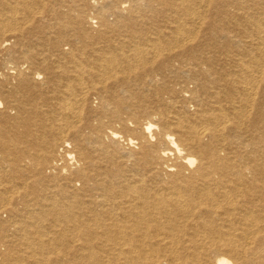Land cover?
<instances>
[{"label":"bare ground","instance_id":"obj_1","mask_svg":"<svg viewBox=\"0 0 264 264\" xmlns=\"http://www.w3.org/2000/svg\"><path fill=\"white\" fill-rule=\"evenodd\" d=\"M0 149V264H264V0H0Z\"/></svg>","mask_w":264,"mask_h":264},{"label":"rangeland","instance_id":"obj_2","mask_svg":"<svg viewBox=\"0 0 264 264\" xmlns=\"http://www.w3.org/2000/svg\"><path fill=\"white\" fill-rule=\"evenodd\" d=\"M36 116V115H35ZM35 118H38V116H36ZM105 121H106V124H108L109 125V122H110V120H109V118H106L105 119ZM121 147H126V144H125V142H121ZM2 154H3V152L1 151V149H0V157L2 156ZM6 179V178H5ZM7 180V179H6ZM9 180H10V178H9ZM9 180H7V182L9 181ZM12 180V183H9V184H7L8 185V190H9V193H8V195H11L12 196V198H13V201H14V203H17L18 205H21L22 206V204L24 203V201H25V199H28V200H30V199H33V203L36 201L37 203L39 202V203H41V200H40V198L39 199H35L36 198V196H37V194H31L28 198L27 197H25L24 195H25V193H26V191H27V189H26V184H24L25 182L23 181H18L16 178H14V179H11ZM1 183H6L5 181L4 182H1ZM26 183H28L27 184V188H29L30 186H32V184H31V180H27L26 181ZM58 183H54L53 185H51V187H49L50 188V190H55V189H57L58 188V185H57ZM3 185V184H2ZM1 185V186H2ZM5 185V184H4ZM24 185V186H23ZM28 185H29V187H28ZM24 188H23V187ZM39 186H40V189L41 190H45L46 189V185L44 184V183H42V184H39ZM18 187V188H17ZM22 187V188H21ZM12 188V189H11ZM16 189V190H15ZM21 189V191H19ZM24 189H25V191H24ZM13 190V191H12ZM19 191V192H18ZM19 193V194H18ZM27 200V201H28ZM23 207V206H22ZM30 207H32V206H30ZM50 223H52L51 221H49V222H47L46 223V226L48 227L49 225L48 224H50Z\"/></svg>","mask_w":264,"mask_h":264}]
</instances>
